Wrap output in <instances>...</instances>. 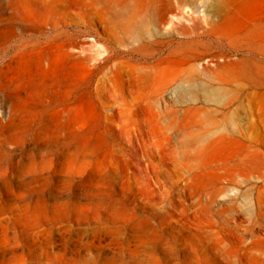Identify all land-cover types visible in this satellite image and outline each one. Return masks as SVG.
I'll use <instances>...</instances> for the list:
<instances>
[{
	"label": "rangeland",
	"instance_id": "rangeland-1",
	"mask_svg": "<svg viewBox=\"0 0 264 264\" xmlns=\"http://www.w3.org/2000/svg\"><path fill=\"white\" fill-rule=\"evenodd\" d=\"M263 39L264 0H0V76L17 74L4 64L26 74L48 61L63 81H80L87 70L77 52L92 63L105 46L127 45L125 59L171 55L179 134L187 123L191 143L187 196L178 156L174 167L160 164L162 183L175 171L176 191L152 199L136 187L129 201L109 192L116 178L99 197L74 175L66 185L53 170L20 176L27 153L63 161L70 138L42 137L36 116L15 134L0 126V264H264V97L240 109L237 126L231 119L234 99L264 85ZM106 208L134 218H110Z\"/></svg>",
	"mask_w": 264,
	"mask_h": 264
},
{
	"label": "bare ground",
	"instance_id": "bare-ground-1",
	"mask_svg": "<svg viewBox=\"0 0 264 264\" xmlns=\"http://www.w3.org/2000/svg\"><path fill=\"white\" fill-rule=\"evenodd\" d=\"M221 5L220 2L218 6ZM228 24L225 19L219 23L224 26ZM106 40L110 43L111 39L107 37ZM121 46L127 47L118 45L112 51L110 46H105L106 55L92 63L87 54L78 51L76 57L84 54L79 62L87 70L80 81L70 74L73 80L63 81L55 64L48 61H40L26 74L21 72L22 66L17 63L1 66L2 71L11 68L17 70L15 76L7 72L0 76L1 128L10 134L18 133L25 129L26 120L36 116L40 119L39 135L51 138L68 136L72 145L58 155L63 161L54 164L39 150L27 153V163L19 169L20 176L26 177L35 170H53V174L59 176L66 185L74 175L83 181H92L99 197L113 186L110 179L116 178L118 182L113 191L110 189V193H122L127 200L136 201L133 189L146 187L153 199L160 194L170 193L172 189L176 191L175 171H168V179L164 181L169 182L163 185L160 176L165 173L160 164L164 165L169 160L174 167L180 156L185 174L182 189L187 196L186 187L189 186L191 171L190 133L186 123L179 134L177 79L170 70L173 59L171 55L156 61L125 59L121 56L125 53ZM134 51L136 48L132 47L130 52ZM58 52L65 54L70 49L62 47ZM115 54L118 59L110 62V57ZM164 61L169 66H163ZM96 69L100 72L98 78L94 75ZM163 70H167V76L162 79L159 73ZM261 97H264V85L243 91L234 99L236 107L231 116L234 125L240 122V109L252 107ZM106 99H110V103H106ZM188 111L187 105L185 112ZM163 152H166L165 157L162 156ZM177 194L182 199L181 192ZM172 201L173 197L170 207L173 206ZM104 213L110 218H134L120 209L106 208ZM89 215L99 218L98 211H92Z\"/></svg>",
	"mask_w": 264,
	"mask_h": 264
}]
</instances>
